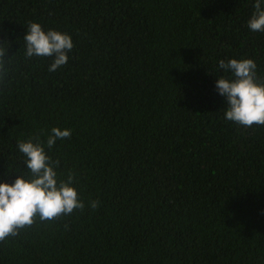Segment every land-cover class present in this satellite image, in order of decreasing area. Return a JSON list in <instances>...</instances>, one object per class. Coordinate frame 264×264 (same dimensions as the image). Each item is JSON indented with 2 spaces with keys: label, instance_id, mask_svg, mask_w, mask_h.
Returning <instances> with one entry per match:
<instances>
[{
  "label": "trees",
  "instance_id": "trees-1",
  "mask_svg": "<svg viewBox=\"0 0 264 264\" xmlns=\"http://www.w3.org/2000/svg\"><path fill=\"white\" fill-rule=\"evenodd\" d=\"M254 0H0V178L47 150L83 209L0 241V264H264V125L224 118L216 62L251 58ZM30 22L71 35L68 62L24 56ZM98 206L89 207L90 201Z\"/></svg>",
  "mask_w": 264,
  "mask_h": 264
},
{
  "label": "clouds",
  "instance_id": "clouds-1",
  "mask_svg": "<svg viewBox=\"0 0 264 264\" xmlns=\"http://www.w3.org/2000/svg\"><path fill=\"white\" fill-rule=\"evenodd\" d=\"M253 9L248 29L264 33V0H254ZM22 41L25 58L51 57L49 72L65 65L74 47L71 35L51 28L45 31L38 22L27 25ZM5 57L0 50V77L7 72ZM216 71L223 73L217 75L215 90L225 100L224 118L245 127L264 125V82L257 76L256 62L251 58L220 59ZM70 135V129L52 127L43 140L38 135L17 140L16 149L24 157L27 173L17 174L11 183L0 178V241L17 235L35 218L49 221L85 207L73 186L75 173L69 171L66 179L60 178L57 162L47 153L58 140ZM98 203L90 201L89 207L95 209Z\"/></svg>",
  "mask_w": 264,
  "mask_h": 264
}]
</instances>
